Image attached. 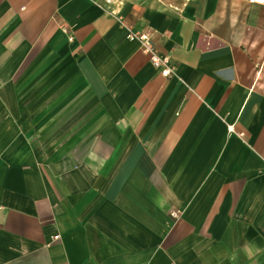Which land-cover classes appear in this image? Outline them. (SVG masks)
I'll return each instance as SVG.
<instances>
[{
    "label": "crops",
    "instance_id": "0c3cea01",
    "mask_svg": "<svg viewBox=\"0 0 264 264\" xmlns=\"http://www.w3.org/2000/svg\"><path fill=\"white\" fill-rule=\"evenodd\" d=\"M0 264H264V5L0 0Z\"/></svg>",
    "mask_w": 264,
    "mask_h": 264
},
{
    "label": "built area",
    "instance_id": "2783aa9c",
    "mask_svg": "<svg viewBox=\"0 0 264 264\" xmlns=\"http://www.w3.org/2000/svg\"><path fill=\"white\" fill-rule=\"evenodd\" d=\"M251 3H258L264 5V0H247ZM129 34L128 38L130 40H138L141 43V47L144 53L149 54L150 59L153 65L161 70V73L165 77H170L175 75V69L171 65V58L167 55H162L156 49L151 35L147 32H138L132 30V28H128ZM243 136V134H241ZM172 215L175 217L179 216V212L173 211Z\"/></svg>",
    "mask_w": 264,
    "mask_h": 264
}]
</instances>
